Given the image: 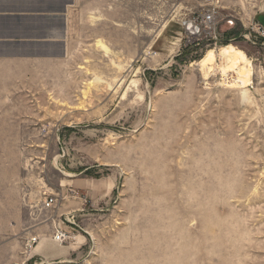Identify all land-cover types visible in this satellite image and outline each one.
I'll return each mask as SVG.
<instances>
[{
    "label": "rangeland",
    "instance_id": "374dc122",
    "mask_svg": "<svg viewBox=\"0 0 264 264\" xmlns=\"http://www.w3.org/2000/svg\"><path fill=\"white\" fill-rule=\"evenodd\" d=\"M209 6L218 39L193 44L182 21ZM262 22L264 0H81L35 121L0 141V264H264ZM226 43L251 58L249 87L202 74Z\"/></svg>",
    "mask_w": 264,
    "mask_h": 264
},
{
    "label": "crops",
    "instance_id": "0c3cea01",
    "mask_svg": "<svg viewBox=\"0 0 264 264\" xmlns=\"http://www.w3.org/2000/svg\"><path fill=\"white\" fill-rule=\"evenodd\" d=\"M80 1L0 0V128L7 129H0V141L16 140L8 127L35 121L39 95L47 92L42 86L51 88L72 52ZM14 237L19 235L10 233L4 245L10 262L24 248L22 235ZM56 251L48 235L39 236V255L47 258Z\"/></svg>",
    "mask_w": 264,
    "mask_h": 264
},
{
    "label": "bare ground",
    "instance_id": "6f19581e",
    "mask_svg": "<svg viewBox=\"0 0 264 264\" xmlns=\"http://www.w3.org/2000/svg\"><path fill=\"white\" fill-rule=\"evenodd\" d=\"M197 64L205 77L214 70L220 72L224 86L246 88L253 83L251 58L232 43L223 45L218 50L209 49Z\"/></svg>",
    "mask_w": 264,
    "mask_h": 264
},
{
    "label": "built area",
    "instance_id": "2783aa9c",
    "mask_svg": "<svg viewBox=\"0 0 264 264\" xmlns=\"http://www.w3.org/2000/svg\"><path fill=\"white\" fill-rule=\"evenodd\" d=\"M217 7L209 6L202 8L195 12L191 17L183 19L182 25L185 33L189 39V42L193 44H199L206 38L218 39L217 29ZM255 31L264 36V27L261 24H257ZM55 199L52 196H48L45 201L46 207L53 206ZM56 240L64 241L66 234L62 229L56 230ZM38 240V237H33L31 245H34Z\"/></svg>",
    "mask_w": 264,
    "mask_h": 264
},
{
    "label": "trees",
    "instance_id": "16d2710c",
    "mask_svg": "<svg viewBox=\"0 0 264 264\" xmlns=\"http://www.w3.org/2000/svg\"><path fill=\"white\" fill-rule=\"evenodd\" d=\"M226 44H227V43H226ZM226 44H225V45H226Z\"/></svg>",
    "mask_w": 264,
    "mask_h": 264
}]
</instances>
